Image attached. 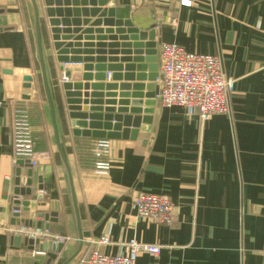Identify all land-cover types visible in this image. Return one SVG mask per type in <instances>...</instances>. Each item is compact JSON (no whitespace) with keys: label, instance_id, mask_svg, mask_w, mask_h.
I'll use <instances>...</instances> for the list:
<instances>
[{"label":"crops","instance_id":"0c3cea01","mask_svg":"<svg viewBox=\"0 0 264 264\" xmlns=\"http://www.w3.org/2000/svg\"><path fill=\"white\" fill-rule=\"evenodd\" d=\"M112 1L115 18L152 33L157 47L174 43L191 54L218 57L222 74L234 81L230 112L202 122L186 109L157 104L149 129L139 131L135 141L109 140L110 169L96 174L91 150L98 140L74 133L60 84L62 74L67 82H82L85 64L57 61L44 0H34L52 116L33 5L30 0H0V264H48L50 253L25 245L26 238L9 231L15 226L16 170L20 188H26L29 170L26 161L18 160L24 162L21 167L12 163V119L21 106L29 115L35 150L46 152L48 159L32 168L30 195L17 197L29 203L18 220L67 238L49 264H85L92 248L105 255L126 253L130 240L161 248L156 258L140 253L136 264H264V0H188L190 6L180 0ZM84 39L78 49L96 50L85 48L96 45V39ZM117 51L91 57H133ZM23 76L33 79L29 89L23 88ZM154 84L157 92L158 80ZM107 100L105 96L103 107ZM79 107L80 113L90 114L89 104ZM141 193L165 195L174 207L173 222L137 218L132 202ZM16 237L22 238L18 245ZM103 237L109 244H95Z\"/></svg>","mask_w":264,"mask_h":264},{"label":"water","instance_id":"95a60500","mask_svg":"<svg viewBox=\"0 0 264 264\" xmlns=\"http://www.w3.org/2000/svg\"><path fill=\"white\" fill-rule=\"evenodd\" d=\"M35 14L36 30L38 35V47L41 60V70L43 82L45 85V91L49 102L51 114L53 116L52 100L46 84V77L44 71V65L42 62V51L40 46L39 28H38V8L34 0H30ZM44 6L46 7L45 13L48 18V26L50 27L51 41L53 50L57 54V61L60 64H80L84 63L82 75V82H61L62 89L64 91L65 103L69 111V117L76 135L82 137H91L94 140H130L135 141L138 133L147 131L148 126L152 122V116L154 114L157 104H159L160 84L158 85V91H155V81L160 79L158 73V59H157V44L154 42V36L152 33L139 32L134 28L128 20H120L115 18V3L112 0H44ZM54 6L55 8H52ZM72 6V9H69ZM52 8V9H51ZM109 27L108 29L101 30L99 26ZM59 26L63 29H59ZM81 26H88V29L82 30ZM115 27L116 29H110ZM73 28V29H70ZM96 37H95V36ZM105 35V37H104ZM84 40H94L98 42L96 45H85L93 48L80 50L78 43ZM108 40L110 43L103 44ZM119 40L123 42L121 44L116 43ZM67 41H73L74 43H66ZM129 41V42H127ZM146 41V42H145ZM121 49V55H130L133 57L117 59L116 57H110L105 60L103 57H97L94 59L91 57L93 54L97 56H104L108 54L115 56L119 54ZM71 55V57H67ZM83 55L84 57H80ZM144 55L145 58L141 56ZM108 63L105 65L104 62ZM120 61V63H126V66L113 65ZM96 62L99 65H93ZM144 62L146 65H144ZM113 63V64H112ZM64 68H61L63 72ZM139 71L138 74H134L135 71ZM94 71V75L89 72ZM103 72L111 73V76L106 78ZM124 72V74H121ZM147 72V73H143ZM94 80L97 83H87ZM33 79L30 76H23L22 82L23 88L29 89L31 87ZM147 83V93H143L140 90L142 84ZM126 93L120 96L118 101H106V107H103L104 97L108 98V95L104 94L107 91L110 84H118ZM90 91V92H89ZM83 92V93H81ZM130 92V93H128ZM130 97L131 100L122 99ZM28 96L25 97L27 99ZM83 98L84 100L82 101ZM144 99V101H142ZM89 104L88 111L90 114L80 113V105ZM117 104V107H115ZM144 109H140L141 107ZM126 107H130L129 110ZM86 109H84V112ZM117 112V114H115ZM129 112V116H123L121 114ZM143 117H139V115ZM134 115V117H133ZM89 120V122H86ZM143 124V125H141ZM82 129V131H79ZM88 129V130H86ZM110 132V133H105ZM111 149V143L108 146ZM17 166L21 167L24 162L17 161ZM25 166L29 168L28 179L26 180V188L18 187L20 184V170H16L15 178V194H14V223L15 226H24L33 228V224L26 223L25 221L18 220L20 218L21 210H27L28 202L21 203L17 197L18 195H30V187L32 184V168L25 162ZM39 191H42V186L38 187ZM39 201L42 200V196L37 197ZM41 217L42 215H38ZM87 236V235H85ZM21 237H16V245L21 241ZM25 245L34 246L39 245L40 252L48 253L49 260L55 259V252H60L63 244H56L54 242L48 244H38V241L23 239Z\"/></svg>","mask_w":264,"mask_h":264},{"label":"built area","instance_id":"2783aa9c","mask_svg":"<svg viewBox=\"0 0 264 264\" xmlns=\"http://www.w3.org/2000/svg\"><path fill=\"white\" fill-rule=\"evenodd\" d=\"M182 6H190L188 0H180ZM160 84L159 105L163 108L180 107L189 114L196 115L205 122L215 115L230 112L229 97L234 91V81L222 74L221 61L216 56L191 54L174 43H162L158 49ZM109 76L106 73V78ZM62 74L60 82H66ZM109 142L98 140L93 144L91 153L92 169L96 174L105 175L110 169L107 160ZM48 159L46 152L34 148L30 119L25 107L15 109L12 119V163L26 161L35 168ZM137 218L169 225L173 222L174 207L162 194L141 193L132 202ZM13 213H16L15 211ZM13 234L40 242L62 244L67 238L52 235L41 228L14 226ZM95 244L106 245L109 240L100 238ZM126 253L105 255L92 248L85 264H136L140 253L158 257L161 248L130 240L126 243Z\"/></svg>","mask_w":264,"mask_h":264},{"label":"bare ground","instance_id":"6f19581e","mask_svg":"<svg viewBox=\"0 0 264 264\" xmlns=\"http://www.w3.org/2000/svg\"><path fill=\"white\" fill-rule=\"evenodd\" d=\"M116 90L120 91V93H115ZM140 90H147V84L146 85H141ZM114 91V93H112ZM124 93H126L125 89L121 88L118 84H110V86L107 89V95H108V101L114 102L115 98L117 96H121Z\"/></svg>","mask_w":264,"mask_h":264}]
</instances>
